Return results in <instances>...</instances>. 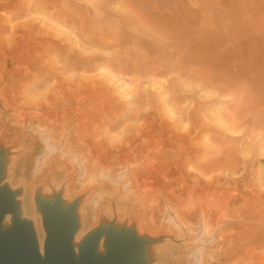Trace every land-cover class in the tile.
Wrapping results in <instances>:
<instances>
[{
  "label": "rangeland",
  "instance_id": "1",
  "mask_svg": "<svg viewBox=\"0 0 264 264\" xmlns=\"http://www.w3.org/2000/svg\"><path fill=\"white\" fill-rule=\"evenodd\" d=\"M260 20L264 0H0L1 230L72 209L73 251L114 234L129 264H264Z\"/></svg>",
  "mask_w": 264,
  "mask_h": 264
},
{
  "label": "water",
  "instance_id": "2",
  "mask_svg": "<svg viewBox=\"0 0 264 264\" xmlns=\"http://www.w3.org/2000/svg\"><path fill=\"white\" fill-rule=\"evenodd\" d=\"M15 207L13 195L6 189H0V264H76L72 249L75 226L72 209L59 217L56 207L46 209L41 206L47 236L44 256L41 257L29 223L14 222L10 229L1 230V219L6 213L13 212ZM96 244V236L82 242L77 264H129V254L136 246L131 236L118 238L110 234L105 243V254L95 256Z\"/></svg>",
  "mask_w": 264,
  "mask_h": 264
},
{
  "label": "bare ground",
  "instance_id": "3",
  "mask_svg": "<svg viewBox=\"0 0 264 264\" xmlns=\"http://www.w3.org/2000/svg\"><path fill=\"white\" fill-rule=\"evenodd\" d=\"M249 7L250 6H248V5H241L240 7H238V11H239V13H246L245 11ZM262 24H264V20H260L259 23H255L256 28L260 29V25H262ZM231 47H235L236 48L235 51H236V53H238L239 61L237 64L232 66L233 68H235L237 70V73L240 74L241 70H243L242 76L246 77L247 76L245 74L246 70H249L251 72H258L260 70V63L258 62L257 59H255V62L257 64H251L250 63L251 59H248V58H251L254 56V54L256 52L254 49L250 48L248 45H244L243 43L231 44ZM229 52L233 53V51L231 49H229ZM162 61H164V60L162 59ZM164 63L166 64V67H168L169 69H170V67L175 68L174 67L175 64L170 60H166V62L164 61ZM237 84H240V83L227 82V83L223 84L222 87L224 89H228V88L230 89L232 87H235V85H237ZM241 84H242V82H241ZM242 91L245 93L249 92L248 89L247 90L243 89ZM252 110H253V112L252 111L247 112V114L250 117L254 116V114H253L254 111L256 112L255 108H253ZM258 120H260V115L258 116V119L256 121H258ZM191 125H192L191 128H194V130H195L194 123H192ZM19 211H20V214H22V216H25L26 218H32L36 215L35 203H34L33 199L31 197H29L27 194L24 195L22 201L19 204ZM65 214H66L65 211H58L59 217H62ZM7 216L8 215H5L3 217V219H1V224L5 221L9 220V218ZM31 226H33L32 229H34L33 231H34V235H35V239H36V245H37L39 254L41 257H43L47 236H46V234H44L43 229L38 225V223L34 222V223H32ZM78 254H79V249H78V251L76 250L75 254H74L75 259H76V264L78 262ZM103 254H105L104 250L102 251V255Z\"/></svg>",
  "mask_w": 264,
  "mask_h": 264
}]
</instances>
